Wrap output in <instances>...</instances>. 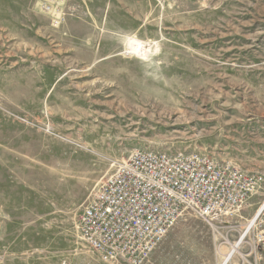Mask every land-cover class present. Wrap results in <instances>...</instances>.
<instances>
[{
    "label": "rangeland",
    "instance_id": "374dc122",
    "mask_svg": "<svg viewBox=\"0 0 264 264\" xmlns=\"http://www.w3.org/2000/svg\"><path fill=\"white\" fill-rule=\"evenodd\" d=\"M39 3L0 0V264H105L78 220L135 150L264 174V0ZM214 230L185 217L144 264L174 235L162 264H221Z\"/></svg>",
    "mask_w": 264,
    "mask_h": 264
},
{
    "label": "built area",
    "instance_id": "2783aa9c",
    "mask_svg": "<svg viewBox=\"0 0 264 264\" xmlns=\"http://www.w3.org/2000/svg\"><path fill=\"white\" fill-rule=\"evenodd\" d=\"M59 2L39 3L56 25L65 20ZM263 192L264 174L200 152L135 150L84 207L78 231L103 263L144 264L175 226L192 216L217 231L226 229L223 242L235 239L232 250L264 264V201L244 226L232 224Z\"/></svg>",
    "mask_w": 264,
    "mask_h": 264
},
{
    "label": "crops",
    "instance_id": "0c3cea01",
    "mask_svg": "<svg viewBox=\"0 0 264 264\" xmlns=\"http://www.w3.org/2000/svg\"><path fill=\"white\" fill-rule=\"evenodd\" d=\"M186 232H187L186 230L181 229V231L178 232L175 235L176 236L184 235V234H186ZM214 232L215 233H213V234H218L220 236L223 235V234H227V230L224 229V228L221 231L220 230L219 231L214 230ZM175 235L173 237L169 238L166 241V243H164V245L159 249V253L154 255V257H153L154 261H157L159 264H162L164 261H166L167 259H169L171 257V255H172V253H173V251L175 249V242L177 241V239L175 238L176 237ZM218 239L216 237L215 238V242H214V248L216 249L215 250V254H216L217 257H221V256L223 257V253H221V249L223 247H225L228 251H231L232 248H233L232 245H233L234 242L233 243H231V242L230 243H225V242H222V240L220 242V239H219V243H218ZM220 254H222V255H220ZM236 254H238V255H236L237 257L233 258L232 262L229 263V264H254V263H256V260L254 258L244 259L243 256H242V253L239 252V253H236Z\"/></svg>",
    "mask_w": 264,
    "mask_h": 264
},
{
    "label": "bare ground",
    "instance_id": "6f19581e",
    "mask_svg": "<svg viewBox=\"0 0 264 264\" xmlns=\"http://www.w3.org/2000/svg\"><path fill=\"white\" fill-rule=\"evenodd\" d=\"M133 50H136V51H139L140 53L142 52H145L146 49L143 48L142 45L140 44H133L132 47H131ZM231 249V248H230ZM227 251V250H226ZM237 253V249H234V250H231V251H227L225 254L223 252V260H222V263L221 264H229L232 262L233 258L235 255H238L236 254ZM222 255V254H220ZM237 263V262H236Z\"/></svg>",
    "mask_w": 264,
    "mask_h": 264
}]
</instances>
